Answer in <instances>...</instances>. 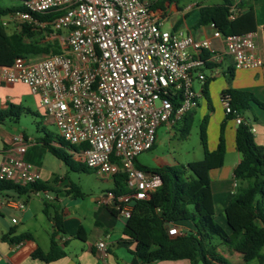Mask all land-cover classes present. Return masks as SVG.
<instances>
[{
  "label": "built area",
  "instance_id": "2783aa9c",
  "mask_svg": "<svg viewBox=\"0 0 264 264\" xmlns=\"http://www.w3.org/2000/svg\"><path fill=\"white\" fill-rule=\"evenodd\" d=\"M51 13L57 17L41 20ZM236 15L232 7L230 19ZM165 20L163 6L144 0H26L24 10L1 18L5 28L50 26L60 33L59 53L0 65V82L28 87L71 147L74 161L102 178L126 175L130 194L107 193L125 221L132 200H149L162 185L158 174L137 167V156L154 147L160 126H175L198 106L201 94L194 85L206 83V63L227 56L234 69L264 67L255 32L223 36L215 29L214 38L223 43L219 52L210 39L165 29ZM221 103L236 125L245 123L229 96H221ZM28 146L23 135L14 137L0 166L1 181L22 188L40 181L38 168L25 159ZM46 197L51 198L49 193ZM25 208L24 202L0 193V213ZM12 222L17 224V219ZM168 232L181 234L176 227ZM96 247L103 258L108 255L106 241Z\"/></svg>",
  "mask_w": 264,
  "mask_h": 264
},
{
  "label": "trees",
  "instance_id": "16d2710c",
  "mask_svg": "<svg viewBox=\"0 0 264 264\" xmlns=\"http://www.w3.org/2000/svg\"><path fill=\"white\" fill-rule=\"evenodd\" d=\"M172 1L176 0H157L154 6L162 7L165 2ZM247 4L249 9L245 12H237L234 19H230L232 0H221L220 4L202 7L199 25L212 24L223 36L254 33L257 31V22L250 0L247 3L241 2L240 7ZM19 10H24V8L21 6L6 8L0 6L1 66H11L18 58L59 53L56 43L44 41L43 32L33 30L28 25H24L18 32H8L7 28L3 26L1 18ZM55 17L57 15L51 13L44 18L41 17V20L52 21ZM208 56L207 52L202 55L206 60ZM208 66L210 65L208 64ZM229 74L232 77V72ZM210 81L208 78L203 93L209 100V109L212 110L207 89ZM221 96H229L233 108L238 110L241 115L251 108L252 103L264 109V103L248 91L226 89ZM24 110V108L9 104L7 109L0 112V123L7 119L17 123L19 115ZM193 116L194 111H191L181 122L180 130L184 137L191 132ZM227 118L231 119L228 116ZM225 127L226 121L220 127L221 145H224ZM202 131L204 141L205 131ZM51 139L56 141L61 148L54 147L50 141L45 139L42 144L53 156L64 162L73 171L92 172L84 164L72 159L69 153L71 147L60 136H53ZM235 141L241 161L236 167L234 175L241 185L225 209L228 231L215 220L211 195L210 173L224 165L225 155L223 152L213 154L205 152L201 160L189 162L182 168L169 165L155 168L138 167L136 164L138 168L146 172L158 174L162 179V185L149 200L131 201L133 209L130 218L125 221L122 243L135 244V248L130 251L133 256V264H155L179 260H189L193 264H211L212 262L227 264L224 257L217 251L221 245L225 246L229 252L240 253L243 264H251L254 261L264 264V227L258 223L259 220L264 222V146L255 142V135L246 122L238 125ZM72 148L76 150L75 147ZM113 181L114 188L110 192L114 193L116 197L130 194L126 184V175L120 173L113 177ZM30 187L47 190L50 185L38 182ZM24 189L0 180L1 194L7 191L22 192ZM69 192L76 198L83 197L79 187L75 185L70 188ZM110 211L113 215L120 214L115 207ZM45 213L47 214L46 209ZM54 222L57 231L53 232L51 236L49 251L45 252L41 248H37L31 254L33 259L51 263L67 256L65 250L59 247L55 241L56 233L64 232L59 213L54 216ZM181 222H190L193 229L180 235L171 236L168 232L169 229ZM84 231L85 229L81 227L80 232ZM14 233L15 230H10L3 236V240L14 244L33 240L30 233L12 237ZM76 238L82 241L86 240L80 234ZM215 241H219V244L215 245Z\"/></svg>",
  "mask_w": 264,
  "mask_h": 264
},
{
  "label": "crops",
  "instance_id": "0c3cea01",
  "mask_svg": "<svg viewBox=\"0 0 264 264\" xmlns=\"http://www.w3.org/2000/svg\"><path fill=\"white\" fill-rule=\"evenodd\" d=\"M156 1L157 0L150 3H155ZM243 1L247 3L249 0H232V7H234L237 12L247 11L249 9L248 4L240 7V3ZM250 3L256 16L257 31L255 33L257 34L258 51L264 61V0H250ZM24 4L25 1L19 0V5L13 7L21 6L24 8ZM212 5L217 4L205 2L203 0H176L172 2H165L163 4V9L166 13L164 27L167 30H182L196 39H210L212 40L214 47L219 52H222L223 43L220 39L214 38L215 28L212 24L203 26L199 25L201 16L200 9L205 6ZM44 17L45 16H43V18ZM42 20L48 22L46 19ZM47 28L50 30H46ZM47 28L36 31L43 32L45 38L44 41L53 44L56 43L58 45L60 33H55L50 26H47ZM12 30V32H8L13 33L19 31L16 27H12ZM42 56L44 55L31 57L37 59ZM208 64L210 66H208ZM208 64L206 65V70H210L211 75L208 76L205 71L207 77L211 81L218 78L223 81V85L218 90L220 100L224 90L236 89L251 92L264 103V67L258 69H234L232 60L227 56L222 57V59L218 62H209ZM230 72H232V77L229 76ZM205 84L199 85V89L197 91L201 94L199 100H204L206 98L203 93ZM213 85L214 83H209L207 86L210 99H212L211 95ZM19 86L24 87L25 85H13L0 82V112L7 109L10 103L19 102L21 96L16 93ZM25 87L28 89L27 86ZM221 106V103L216 104L214 102L216 129L220 128L221 124L226 121L224 145H221L220 143L219 132L218 137H216L217 134L212 136L211 143L209 144L206 132L204 133V154L205 152L208 154L223 152L225 155L224 165L210 173L211 195L214 203L215 218L217 213L224 211L225 214V209L229 206L241 185V182L236 180L234 175V171L241 161V156L237 150L235 141L236 129L238 125H236L232 119L227 118L225 112L222 111ZM216 107L219 108V112ZM25 110L27 112L29 111L28 113L31 112L29 109ZM218 113H220L219 117L217 115ZM243 118L251 129L255 130V142L260 146H264V109L252 103L251 108L245 112ZM1 126L2 123H0V139L2 140V145L0 146V166L4 161L5 152L12 147L14 137L17 135H23L25 140L29 143L25 159L38 168L41 175L39 182L41 184L50 185V188L47 190H38L29 186L25 187L22 192L7 191L2 193L4 196L12 197L24 202L26 204V208L23 211L5 209L0 213V264H133V256L130 251L135 248V244L131 242L126 244L122 243V239L124 238L123 229L125 220L119 215H113L110 211L111 208L115 207V202L113 199L107 198V193L113 189L107 191L99 197L92 198V202L95 203V205L91 208L92 216H88V214L80 212L79 207L81 204H77L76 210L72 212L68 210V207L63 209L62 205L67 204L66 195H71L69 190L74 185L71 184V182H67V178L65 176L57 175L60 172H65V163L55 156V159L48 157L47 154L51 153L45 146H43L42 141L43 139L50 141L51 145L57 148H61V146L56 141L51 139L53 136L47 133L45 129H43L45 136L42 141H39L37 138L28 136L22 132H15L14 134L9 133ZM15 131H17V128H15ZM56 136H59V133ZM46 193H49L51 197L50 199L46 197ZM68 205L70 204L68 203ZM45 209L47 210V214L45 213ZM56 213H59L61 216L62 228L64 232H57L55 235V241L59 247L65 250L67 256L51 263L35 260L31 257V254L35 249L41 248L45 252L50 249L51 236L53 232L57 231L54 222V216ZM89 217L92 218L93 222L89 229H87L85 223ZM13 219H17V224L12 222ZM46 220H48L52 229L51 231L49 230L51 232L49 243L43 246L39 240L38 231L40 230L41 225H46ZM5 222H7L8 225H4ZM258 223L263 227L264 222L259 220ZM9 224H11V226H9ZM120 224L122 225V236L119 241H115L112 239L113 233ZM220 225L228 231L226 217H224V224ZM81 227L85 229L84 232H80ZM172 227H176L181 233L193 229L190 222H181L177 225H173ZM10 230H15L12 237L24 233H30L33 236V240L24 241L21 246H19V244L3 240V236ZM46 234L49 235L47 230ZM79 234L82 237H85L86 240L82 241L76 238ZM99 241H106L109 245V253L104 258L96 247V244ZM74 242L84 243L80 255L72 253L68 250L69 247H72ZM214 243L215 245H218L219 241H215ZM121 246L127 248L129 253L128 255H124L122 253L120 249ZM217 251L224 257V259L235 256L236 261L243 264V258L240 253L229 252L223 245H221ZM155 264L193 263L189 260H179L163 261ZM211 264H217V262H212Z\"/></svg>",
  "mask_w": 264,
  "mask_h": 264
},
{
  "label": "rangeland",
  "instance_id": "374dc122",
  "mask_svg": "<svg viewBox=\"0 0 264 264\" xmlns=\"http://www.w3.org/2000/svg\"><path fill=\"white\" fill-rule=\"evenodd\" d=\"M144 1L152 2L155 0ZM203 1L210 2L213 4L221 3V0ZM17 5H19V0H0V6L4 8L13 7ZM12 27L14 26H10L9 28H7L9 32L13 31ZM205 71L208 76L211 75L210 70ZM218 79H214L210 82L214 83L211 95L212 99H210V104L213 109H209V100L207 98H205L204 100H199L198 106L193 110L194 116L191 132L186 137L182 135V132L180 130V127L182 126V121H180L173 127H167L166 125L160 126L157 130L155 147L137 156L136 164L138 165V167L155 168L169 165L182 168V166H186L189 162L198 161L203 158L204 141L202 130L206 132L208 144L211 143V138L213 135L217 134L216 137H218L219 132L220 136V128L216 129V118L214 117V102L216 104L221 103V100L218 95V90L223 85V81ZM199 85L200 84L198 82L195 83V91H198ZM16 93L21 96V99L19 100V102H12L10 104H13L17 107L29 109L31 110V112L28 113L24 110L19 115V120L17 123L7 119L4 123H2L1 127H3L9 133L14 134L15 132H22L24 134H27L28 136L37 138L39 141H42L43 137L45 136L43 129H45L50 135L56 137V135H58V128L55 124H53L49 119L46 118L44 111L38 108L36 98L28 91V89L25 86H19L16 90ZM221 107L222 111L224 112L223 105ZM216 109L219 112V108L216 107ZM217 115L219 117L220 113H218ZM15 128H17V131H15ZM1 145L2 140L0 139V146ZM47 155L48 157L55 159L54 156H52L51 154ZM64 170L65 172H60L57 175L65 176L67 178V182H71V184L79 187L80 191L83 194V197L76 198L72 193L71 195H66L67 204L62 205L63 209L68 207V210L72 212L76 210L77 204H81V206L79 207L80 212L86 213L88 214V216H92L91 208L95 205V203L92 202V198L99 197L107 191L112 190L114 188L113 178H102L98 175L96 171L93 170L92 172L73 171L72 169L68 168L65 164ZM68 203L70 205H68ZM224 217L225 214L224 211H222L220 213H217L215 220L218 224L223 225ZM92 222V218L89 217L87 219V222L85 223L87 229H89ZM4 225H8L7 222H5ZM9 226H11V224H9ZM51 229L52 227L50 226L48 220H46V225H41L40 230L38 231L39 240L43 246L48 244L50 241ZM46 230L49 232V235L46 234ZM121 236L122 225L120 224L119 227L116 228V231L113 233L112 239L115 241H119ZM83 246V242H74L72 247H69L68 250L72 253L80 255ZM120 249L124 255L129 254L126 247L121 246ZM225 260H227V264H241V262L236 261L235 256L227 258ZM251 264L259 263L257 261H254Z\"/></svg>",
  "mask_w": 264,
  "mask_h": 264
}]
</instances>
